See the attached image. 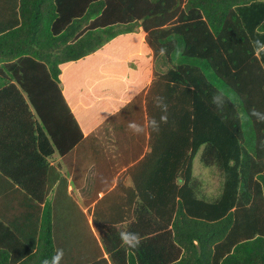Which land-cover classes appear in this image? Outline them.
<instances>
[{
	"label": "trees",
	"instance_id": "trees-1",
	"mask_svg": "<svg viewBox=\"0 0 264 264\" xmlns=\"http://www.w3.org/2000/svg\"><path fill=\"white\" fill-rule=\"evenodd\" d=\"M138 28L156 62L143 98L147 121L167 115L158 133L148 131L150 144L169 153L172 197L142 203L143 215L124 227L106 224L99 241L107 259L97 253L78 263L70 259L64 221V233H55L53 203L33 204L42 209L38 232L16 234L0 223L8 233L7 243L0 242L7 245L0 264H42L61 248V264H264V122L252 115L253 109L264 113V0H0V47L8 61L10 51L17 55L6 65L11 72L1 76L0 99L19 101L30 118L15 160L23 158L18 148H26L20 166L39 174L46 156L63 155L81 139L61 94L58 65ZM219 93L222 109L212 102ZM157 97L166 113L156 107ZM195 156L218 172L219 190L211 199L192 174ZM2 162V174L34 199L43 197L15 174L29 176V168L11 170ZM160 173L162 180L167 172ZM134 229L141 243L132 249L119 234Z\"/></svg>",
	"mask_w": 264,
	"mask_h": 264
},
{
	"label": "crops",
	"instance_id": "crops-1",
	"mask_svg": "<svg viewBox=\"0 0 264 264\" xmlns=\"http://www.w3.org/2000/svg\"><path fill=\"white\" fill-rule=\"evenodd\" d=\"M144 34L140 28L118 34L94 52L58 65L61 94L82 137L65 154L53 151L46 156L47 168L42 173L33 175L36 170L31 171L29 165L20 166L26 158V148H18L22 151L21 161L17 162L13 154L16 141L29 131V115L19 101L0 99L2 166L11 170L29 168V176L19 171L15 174L26 177V183L43 193L41 199H34L30 191L0 172L2 228L16 234L38 232L42 209L33 204L42 207L52 202L50 214L56 235L64 233L63 221L69 229L70 246L66 248L70 250L72 263L98 257L97 253L107 259L99 241L106 224L115 222L124 227L136 215L141 216L142 203L150 205L156 200H170L169 153L150 144L152 136L148 130L134 135L127 128L130 121L142 125L147 122L143 98L156 62ZM6 53L0 47V79L11 72L9 65L17 56L14 51L12 56L10 51L8 61ZM154 144L157 145L156 141ZM164 169L167 174L159 180V173ZM56 173L65 179V190L60 188ZM202 190L207 193L203 186ZM7 238L8 233L0 228V242L7 243ZM5 243H0V250L7 246Z\"/></svg>",
	"mask_w": 264,
	"mask_h": 264
},
{
	"label": "clouds",
	"instance_id": "clouds-1",
	"mask_svg": "<svg viewBox=\"0 0 264 264\" xmlns=\"http://www.w3.org/2000/svg\"><path fill=\"white\" fill-rule=\"evenodd\" d=\"M259 44V42H257ZM261 50H264V46H261ZM163 49L161 52L163 53ZM212 102L216 105L218 109H222L224 103L223 93L215 94L212 97ZM156 107L160 108L163 113L167 112V104L164 102L162 97H157L155 100ZM109 115H114V113H109ZM252 115L255 116L258 122H264V113H261L257 109H253ZM162 123H167V115H161L160 120L155 118L149 119L145 124H138L135 121H130L127 125L128 130L134 135L144 134L146 130H151L152 132L158 133L160 131V125ZM120 240L122 244L128 248L135 249L140 246L141 238L139 234L135 232H130L127 230H122L120 232ZM64 256V250L57 249L55 254L50 258H46L42 261V264H61Z\"/></svg>",
	"mask_w": 264,
	"mask_h": 264
},
{
	"label": "rangeland",
	"instance_id": "rangeland-1",
	"mask_svg": "<svg viewBox=\"0 0 264 264\" xmlns=\"http://www.w3.org/2000/svg\"><path fill=\"white\" fill-rule=\"evenodd\" d=\"M220 87L222 86L220 85ZM234 105L239 111V106L235 101ZM192 174L201 180L203 189L207 192L205 193L204 191V196L207 199H211L217 194L219 190L220 178L217 170L214 167L202 166L197 156H195L192 164Z\"/></svg>",
	"mask_w": 264,
	"mask_h": 264
}]
</instances>
